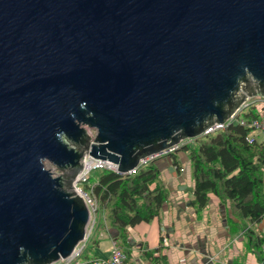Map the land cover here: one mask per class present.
Returning <instances> with one entry per match:
<instances>
[{
    "label": "water",
    "instance_id": "1",
    "mask_svg": "<svg viewBox=\"0 0 264 264\" xmlns=\"http://www.w3.org/2000/svg\"><path fill=\"white\" fill-rule=\"evenodd\" d=\"M255 97L264 0H0V264L85 240V156L126 173Z\"/></svg>",
    "mask_w": 264,
    "mask_h": 264
},
{
    "label": "trees",
    "instance_id": "2",
    "mask_svg": "<svg viewBox=\"0 0 264 264\" xmlns=\"http://www.w3.org/2000/svg\"><path fill=\"white\" fill-rule=\"evenodd\" d=\"M255 104L251 103L238 116L255 117ZM250 134L249 128L233 122L192 139L168 155L147 161L133 174L94 169L82 189L89 191L95 199L96 212H103L108 225L117 230V243L124 250L128 228L157 216L168 197L166 188L159 182V171L154 162L169 156L172 164L177 165L175 153L184 151L191 167L192 203L203 208L208 194L227 202L232 217L240 222V230H244L247 247L255 255L257 264H264V234L259 236L247 228V225L264 220V141L255 138L249 143L247 137ZM86 241L88 243L90 239ZM87 243L79 257L83 264L96 259L89 254L91 244Z\"/></svg>",
    "mask_w": 264,
    "mask_h": 264
},
{
    "label": "crops",
    "instance_id": "3",
    "mask_svg": "<svg viewBox=\"0 0 264 264\" xmlns=\"http://www.w3.org/2000/svg\"><path fill=\"white\" fill-rule=\"evenodd\" d=\"M175 157L177 165L169 156L154 162L168 197L157 216L128 228L122 249L125 264H257L227 202L208 194L203 208L192 203L193 180L187 153L179 151ZM102 222L101 227L93 223L90 226L91 248L100 251L93 254L95 258L108 257L111 240L117 241V230L108 225L104 213ZM247 228L261 236L264 220Z\"/></svg>",
    "mask_w": 264,
    "mask_h": 264
},
{
    "label": "built area",
    "instance_id": "4",
    "mask_svg": "<svg viewBox=\"0 0 264 264\" xmlns=\"http://www.w3.org/2000/svg\"><path fill=\"white\" fill-rule=\"evenodd\" d=\"M254 103H256L255 105L257 107L256 108L257 113L255 117L244 118V117L238 116L241 111L245 110L251 104V101H246L233 114H231V116L226 121H224L223 123L215 124V125L208 127L201 133L200 136L207 135L219 129H223L229 124L233 122H237L240 126L249 128L251 130L250 136L247 137V141L249 143H252L255 140V138L259 139L258 137H262V141H264V99H259V102H254ZM191 140L189 139L187 140V142H191ZM187 142H181L178 145L170 147L167 150V153L173 152L179 146ZM163 154L164 152H161L160 156H162ZM149 160H151V158H145L144 160H140L138 164L134 168L128 170L126 174L135 173L136 169L140 165L145 164ZM97 168H104V169L112 170L117 174H125V173L117 172L115 165L107 161L93 160L88 156H85L83 158V169L78 174L77 182L73 184V188L77 192V194L82 198L83 202L87 206L89 213H90V217H91V214H93L96 211L97 203L95 199L91 196L89 191H84L82 189V185L86 183L90 172ZM85 240L83 242H80L73 249L70 255H68L65 258L59 259L58 261L51 263V264H83L79 257L84 247ZM90 264H125V254L122 248L118 245L117 241L112 239L109 256L106 258H96L92 260Z\"/></svg>",
    "mask_w": 264,
    "mask_h": 264
},
{
    "label": "rangeland",
    "instance_id": "5",
    "mask_svg": "<svg viewBox=\"0 0 264 264\" xmlns=\"http://www.w3.org/2000/svg\"><path fill=\"white\" fill-rule=\"evenodd\" d=\"M248 101H251V103H254V102H259V98H257V97H255V98H252V99H249ZM88 130V129H87ZM89 133H90V135L91 136H93V133H94V131L93 130H89ZM191 140V139H190ZM192 141V140H191ZM182 142H187V140H183ZM166 157V156H165ZM45 167L47 168V169H50V170H52L53 172H55L56 174L57 173H59L57 170H55L54 169V167L51 165V164H49V163H47V162H45ZM190 166H188V170L189 169H191V167L189 168ZM93 173V171H91V174ZM97 209V208H96ZM102 217H103V212H100V213H97L96 211L93 213V214H91V217H90V223H89V226H88V231H89V233H88V231H87V233L88 234H86V236H85V239L87 240H89L90 239V237H89V234H90V230H92V227L90 228V226H91V223H93V226L95 225H100L101 223H102ZM85 240V242L87 243V241ZM91 241H88V245H90L91 243H90ZM86 244V245H87ZM91 250H93V252L91 251ZM89 251V254L90 255H93L94 253L95 254H98L100 251H99V249H98V247H94V248H91L90 247V249L88 250Z\"/></svg>",
    "mask_w": 264,
    "mask_h": 264
}]
</instances>
